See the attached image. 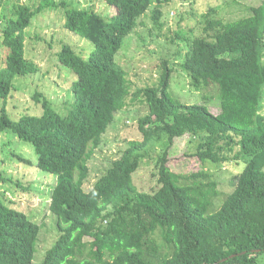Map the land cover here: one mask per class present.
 I'll return each instance as SVG.
<instances>
[{
	"label": "trees",
	"instance_id": "trees-1",
	"mask_svg": "<svg viewBox=\"0 0 264 264\" xmlns=\"http://www.w3.org/2000/svg\"><path fill=\"white\" fill-rule=\"evenodd\" d=\"M104 1L114 14L65 0H40L37 7L0 0V46L6 51L0 66V134L30 144L34 159L19 161L56 180L50 214L57 218L58 239L41 264H259L264 255V0L243 4V15L227 21L211 7L201 14L198 33L176 31L172 42H181L186 54L176 52L177 65L162 58L159 75L143 85L133 83L117 55L131 37L143 45L147 38H160L167 24L163 7L174 0ZM59 9L64 27L93 46L87 57L68 43L58 52L60 69L77 77L70 108L62 114L37 93L42 114L15 119L6 108L15 81L40 71L26 56V30L36 16ZM177 67L197 92L215 88L217 95L203 94V99L218 96L217 113L173 97ZM138 107L148 109L138 124L142 140L129 141L86 189L89 162L117 113ZM184 137L190 138L192 151L186 156L195 159L197 172L170 168V149ZM157 145L155 186L140 189L135 178ZM241 161L246 165L233 178V192L214 212L220 190L210 169ZM42 228L0 203V264H35Z\"/></svg>",
	"mask_w": 264,
	"mask_h": 264
},
{
	"label": "rangeland",
	"instance_id": "rangeland-1",
	"mask_svg": "<svg viewBox=\"0 0 264 264\" xmlns=\"http://www.w3.org/2000/svg\"><path fill=\"white\" fill-rule=\"evenodd\" d=\"M62 1V0H57ZM74 3L80 8H87L102 14H114L116 10L109 6L104 0H65ZM242 4L232 5L233 0H174L170 5L164 6L163 11L167 24L161 33L160 38L152 40L147 38L146 45L139 42L137 37L127 39L122 50L117 55V61L129 72L135 85L148 83L150 76H158L162 58L176 59V52L186 54V47L178 40L172 42L176 31L199 32L201 14L208 12L211 7L219 10L223 20H233L243 15L244 5H259L261 0H235ZM32 7H37L40 0H23ZM1 13V9H0ZM66 20L64 11H47L36 16L32 25L26 30V56L34 61L40 68L39 73L26 78H18L15 81L16 91L7 101V111L15 119L22 114H42L41 104L35 100L37 93L43 94L62 114H66L72 102L71 87L77 77L70 74V71L59 67L58 52L61 45L68 43L73 45L77 52L83 57L90 54L91 46L80 36L69 32L65 27ZM148 23V22H147ZM143 31L139 28L138 32ZM195 34V33H194ZM93 47V46H92ZM6 51L0 46V66L4 62ZM174 74L171 80V93L174 98L181 102L193 104H205L212 111L218 112L220 100L216 98L206 101L203 94L217 95L214 87H208L197 92L190 86L188 76L179 71ZM66 73L68 75H66ZM0 101V112L2 109ZM136 112L122 111L117 113L115 123L108 129L103 137L101 147L96 151L89 162L90 178L86 184L89 189L97 179L110 167L111 161L119 158L122 152L128 147L132 140H142L138 128L139 119L148 114L146 107H138ZM220 110V109H219ZM264 114V108L261 111ZM1 114V113H0ZM189 137L179 138L170 149V168L174 172L187 173L197 172L195 159L188 158L186 153L191 152ZM160 146L151 148L149 156L142 161L141 168L135 178L140 189L149 191L155 186V179H152L156 157L161 152ZM24 159H34V152L30 144H25L17 137L7 134H0V203L13 207L24 212L31 220L42 224V232L39 239V252L36 255L35 264H41L45 258L47 249L54 245L58 239L56 232L57 218L50 214L51 195L55 185V178L47 173L38 170L36 167H29ZM246 164L242 161L238 164H230L223 169H210L214 179L219 183L220 196L215 201L213 211H218L226 197L233 192V178L239 175ZM243 166V167H242ZM243 168V169H242ZM21 184V186H19ZM159 245L163 241L156 234ZM90 241V238H86ZM259 264H264V255L259 258Z\"/></svg>",
	"mask_w": 264,
	"mask_h": 264
}]
</instances>
